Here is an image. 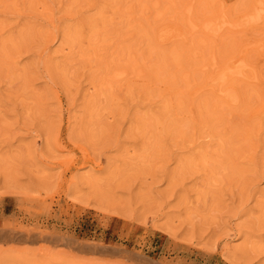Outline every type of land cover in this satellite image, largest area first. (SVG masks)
I'll list each match as a JSON object with an SVG mask.
<instances>
[{
    "label": "rangeland",
    "instance_id": "1",
    "mask_svg": "<svg viewBox=\"0 0 264 264\" xmlns=\"http://www.w3.org/2000/svg\"><path fill=\"white\" fill-rule=\"evenodd\" d=\"M259 1L0 0V264H264Z\"/></svg>",
    "mask_w": 264,
    "mask_h": 264
},
{
    "label": "bare ground",
    "instance_id": "2",
    "mask_svg": "<svg viewBox=\"0 0 264 264\" xmlns=\"http://www.w3.org/2000/svg\"><path fill=\"white\" fill-rule=\"evenodd\" d=\"M264 2V1H263ZM262 2V0L259 1V4H258V7H256V11L254 12V14H252L250 17H249V20L248 21H256V20H259V19H262L264 18V3ZM205 28L207 29H213V25H209V24H206L205 25ZM219 30V29H218ZM239 69V68H238ZM238 73H240V69L237 70ZM223 75V74H222ZM238 75V74H237ZM242 75V74H241ZM224 78V77H223ZM241 260V259H240Z\"/></svg>",
    "mask_w": 264,
    "mask_h": 264
}]
</instances>
